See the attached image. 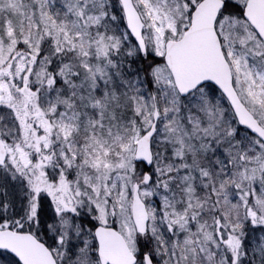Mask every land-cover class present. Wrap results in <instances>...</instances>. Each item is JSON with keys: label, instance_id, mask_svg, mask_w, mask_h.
<instances>
[{"label": "snow or ice", "instance_id": "6c2138e0", "mask_svg": "<svg viewBox=\"0 0 264 264\" xmlns=\"http://www.w3.org/2000/svg\"><path fill=\"white\" fill-rule=\"evenodd\" d=\"M0 264H264V0H0Z\"/></svg>", "mask_w": 264, "mask_h": 264}]
</instances>
